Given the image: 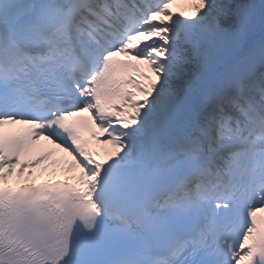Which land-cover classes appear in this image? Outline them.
<instances>
[{
    "label": "snow or ice",
    "instance_id": "1",
    "mask_svg": "<svg viewBox=\"0 0 264 264\" xmlns=\"http://www.w3.org/2000/svg\"><path fill=\"white\" fill-rule=\"evenodd\" d=\"M0 264H264V0H0Z\"/></svg>",
    "mask_w": 264,
    "mask_h": 264
},
{
    "label": "bare ground",
    "instance_id": "2",
    "mask_svg": "<svg viewBox=\"0 0 264 264\" xmlns=\"http://www.w3.org/2000/svg\"><path fill=\"white\" fill-rule=\"evenodd\" d=\"M94 144H95V142H94ZM95 146H97L98 148H99V150L102 152V154H103V152H104V146L103 145H98V144H96ZM57 177H63L62 175H58ZM40 178H43V179H48L49 177H47V176H43V177H39L38 179H40ZM37 179V180H38Z\"/></svg>",
    "mask_w": 264,
    "mask_h": 264
},
{
    "label": "rangeland",
    "instance_id": "3",
    "mask_svg": "<svg viewBox=\"0 0 264 264\" xmlns=\"http://www.w3.org/2000/svg\"><path fill=\"white\" fill-rule=\"evenodd\" d=\"M180 7H181L180 5H177L176 10H180Z\"/></svg>",
    "mask_w": 264,
    "mask_h": 264
}]
</instances>
